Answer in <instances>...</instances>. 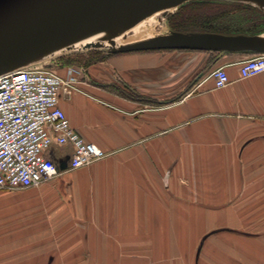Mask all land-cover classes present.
Masks as SVG:
<instances>
[{
    "label": "crops",
    "instance_id": "obj_1",
    "mask_svg": "<svg viewBox=\"0 0 264 264\" xmlns=\"http://www.w3.org/2000/svg\"><path fill=\"white\" fill-rule=\"evenodd\" d=\"M252 56L139 51L88 67L59 107L106 156L70 170L72 147L54 145L53 180L0 189V264H177L181 244L195 253L202 235L228 226L223 213L264 210V75H239Z\"/></svg>",
    "mask_w": 264,
    "mask_h": 264
},
{
    "label": "water",
    "instance_id": "obj_2",
    "mask_svg": "<svg viewBox=\"0 0 264 264\" xmlns=\"http://www.w3.org/2000/svg\"><path fill=\"white\" fill-rule=\"evenodd\" d=\"M190 0H0V75L35 63L57 48L99 28L115 37L139 20ZM260 7L264 0H233ZM264 10V9H263ZM115 47V41H110ZM100 44L86 43L85 48ZM195 50L264 54V38L170 32L123 44L112 53Z\"/></svg>",
    "mask_w": 264,
    "mask_h": 264
},
{
    "label": "built area",
    "instance_id": "obj_3",
    "mask_svg": "<svg viewBox=\"0 0 264 264\" xmlns=\"http://www.w3.org/2000/svg\"><path fill=\"white\" fill-rule=\"evenodd\" d=\"M77 68L63 79L42 67L22 68L0 75V189L37 188L53 180L58 169L46 152L54 145L72 147L70 170L103 159L106 153L86 142L70 125L59 107L61 92L76 90ZM241 79L264 75V55L240 62ZM214 87L229 84L224 68L211 74Z\"/></svg>",
    "mask_w": 264,
    "mask_h": 264
},
{
    "label": "rangeland",
    "instance_id": "obj_4",
    "mask_svg": "<svg viewBox=\"0 0 264 264\" xmlns=\"http://www.w3.org/2000/svg\"><path fill=\"white\" fill-rule=\"evenodd\" d=\"M202 1V0H198ZM188 2V1H187ZM212 4L215 6H223L224 4L242 5L247 6L249 11H251L252 16L255 14H261L264 18V10L252 3H243L233 0H211ZM186 3V2H185ZM184 3V4H185ZM183 5V4H182ZM181 5V6H182ZM180 7V6H179ZM178 7V8H179ZM177 9L168 10L164 13L157 12L147 16L144 19L139 20L143 22L147 20V24L143 29V33L139 37L134 39H129L122 35V42L116 43L115 47L111 46L110 41L116 40L115 36L112 37L109 33L104 36L99 46H93L89 48L81 47L74 50L62 51L54 55H46L35 63H31L25 68L30 66L42 67L49 71H54L55 66L60 68H77L82 74L86 71L88 67L96 63L105 61L108 57H111L113 48L117 46L133 43L143 39H148L151 37H156L160 35L169 34L171 31L168 20L177 12ZM255 10V14L254 11ZM257 11V12H256ZM259 12V13H258ZM256 17V16H255ZM138 22V23H140ZM258 25V24H257ZM256 25V26H257ZM252 26L250 24H243V31L252 30L257 32L264 30L262 26ZM193 31V30H192ZM186 33H205V32H186ZM247 36H259L264 38V31L258 34H239ZM99 41V40H98ZM159 50H153L148 52H155ZM93 54L97 59L101 61L87 64V61H92ZM258 55V54H257ZM260 55V54H259ZM62 58V59H60ZM95 58V57H94ZM71 61L72 64H63L62 62ZM54 67V68H53ZM56 73V72H55ZM57 74V73H56ZM122 93L126 96L133 97V99L145 102V97L134 93L131 90L120 89ZM149 102V100H146ZM233 213V212H232ZM229 212L223 213L224 215L219 216L217 219L218 223L228 222L227 225H216L213 226L208 233L202 235V240L195 247V253L193 252V245L191 242H184L181 247L178 248L183 255L177 259V264H264V210L248 211L245 210L241 212L237 217ZM214 217V214L212 216ZM212 218V219H213ZM225 219H228L225 221ZM220 220V222H219ZM233 222V223H232ZM190 234V232H189ZM188 234V240H191V235ZM186 238V237H185ZM198 251V253H197ZM195 254V258L193 257ZM193 255V256H192ZM134 261V260H133ZM132 261V262H133ZM149 263V262H148ZM159 264H164L160 262ZM168 264V263H166ZM171 264V263H170Z\"/></svg>",
    "mask_w": 264,
    "mask_h": 264
},
{
    "label": "trees",
    "instance_id": "obj_5",
    "mask_svg": "<svg viewBox=\"0 0 264 264\" xmlns=\"http://www.w3.org/2000/svg\"><path fill=\"white\" fill-rule=\"evenodd\" d=\"M210 1L190 0L180 6L177 12L168 20L171 31L181 33L194 31L221 35L258 34L264 31H243L244 23L252 26L258 24L257 26L264 27V18L259 12V14H255V10L253 11L255 17L252 16L247 6L224 4L219 7ZM250 54L255 55L254 53ZM93 59L92 61H87V64L101 61L94 54ZM62 63L66 65L72 64L69 60Z\"/></svg>",
    "mask_w": 264,
    "mask_h": 264
},
{
    "label": "bare ground",
    "instance_id": "obj_6",
    "mask_svg": "<svg viewBox=\"0 0 264 264\" xmlns=\"http://www.w3.org/2000/svg\"><path fill=\"white\" fill-rule=\"evenodd\" d=\"M261 5V7L264 9V3H259ZM168 10H163L161 13H164ZM148 20V19H147ZM147 20L140 22V23H136L133 27L124 30L119 36L116 37L115 42L121 43L122 42V35L124 34V36L126 38H128V40L130 39H134L136 36L139 37L142 35L143 33V29L145 28V25L147 24ZM109 30L105 29V28H99L95 31H93L92 33L88 34L87 36L77 40V41H73L69 44H66L64 46H61L59 48H57L56 50L48 53L47 55L51 54H57L59 52L62 51H68V50H74V49H78L83 47L84 44L86 43H94V44H100V40L106 36L108 34ZM99 40V41H98Z\"/></svg>",
    "mask_w": 264,
    "mask_h": 264
}]
</instances>
